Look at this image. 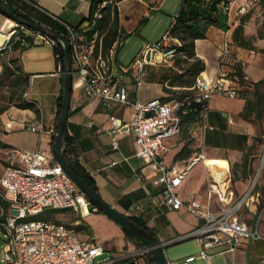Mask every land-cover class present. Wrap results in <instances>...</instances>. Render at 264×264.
Here are the masks:
<instances>
[{
  "label": "built area",
  "instance_id": "1",
  "mask_svg": "<svg viewBox=\"0 0 264 264\" xmlns=\"http://www.w3.org/2000/svg\"><path fill=\"white\" fill-rule=\"evenodd\" d=\"M255 1L239 3L237 0H219L217 5L226 13L236 5V14L242 15ZM115 2L97 1L86 20L77 26L64 22V37L71 58L72 88L81 89L87 97L107 107L115 103L119 109H127L125 119L114 115L109 118L107 134L111 145L116 148L120 136L132 134L134 155L141 161V165L133 172L134 178L139 181L145 177L151 178L152 184L159 188V206L167 209L183 207L199 220L193 229L173 239L194 237L197 240L199 250L186 256L185 261H208L213 255L233 254L243 239L264 244V233L259 230L264 205H261L259 191L254 188L258 173L236 195L231 187L228 167L223 168L219 180L210 172L207 199L215 196L219 203L218 208L212 210L192 196L182 199L177 193V187L191 167L204 159L202 151L183 164H166L162 159V154L171 147L168 140L180 135L182 118L189 113L192 105L199 106L198 117L204 128L208 102L214 95H239L241 84L236 70L225 74L220 68L224 62L233 61L229 41H225L220 50L219 74L209 78L204 77L202 71L199 72L189 87L191 95L179 98L169 94L168 100L154 98L147 102L129 100L125 79H132L138 89L142 83L143 67L147 64L171 63L181 53L183 42L170 33L169 27L158 40L146 42L131 65H117L115 55L123 39L118 37L105 49L102 24L104 9L107 6L113 9ZM38 42L63 48L60 39L25 25L10 24L5 31L0 30V58L5 53ZM237 65L243 72L245 61L238 59ZM61 67L57 65L53 73H59ZM242 77L247 79L245 74ZM27 95L28 91L25 90L22 96L26 100ZM29 128L53 132L51 128L46 129L41 121L29 125ZM11 154V162L4 166L0 174V227L4 235L0 264H141L140 257L150 252L146 246L117 257L109 255L101 258L106 250L98 237L90 235L81 238L71 224L48 218H32L46 209H71L81 216L97 209L58 161L45 163L48 155L44 150L12 149ZM15 160L17 163H14ZM245 212L256 216L254 226L243 217ZM212 249L214 253L211 254L209 250Z\"/></svg>",
  "mask_w": 264,
  "mask_h": 264
},
{
  "label": "crops",
  "instance_id": "2",
  "mask_svg": "<svg viewBox=\"0 0 264 264\" xmlns=\"http://www.w3.org/2000/svg\"><path fill=\"white\" fill-rule=\"evenodd\" d=\"M1 1L17 15L20 14V17L65 35L66 27L64 22L77 26L85 21L90 13L93 0ZM244 1L246 0H237L239 3ZM217 3L218 0H116L115 5H113L118 18V37H123L122 34L138 33L141 38L140 50L146 42H153L148 37L147 29L149 26L157 27L162 36L169 27L173 26L181 9L184 16H191L201 9L211 13L213 16L218 13L226 15V21L223 22L224 27L210 24L205 29L203 37L194 40L195 55L204 61L205 68L202 71V75L209 78L217 76L220 68L225 74L233 72L236 68L237 60H243L245 61L243 73L247 76V81L240 87L241 94L238 96L229 97L223 94H216L209 100L206 126L204 128L201 126L200 131V151L204 155L205 163L203 160L196 162L189 170L188 175L182 180V183L177 187V193L182 199L192 196L202 204L208 205L212 210L217 209L219 203L215 196L210 200L207 199L209 173L212 171L211 167L206 164V158L209 160L224 158L227 161L228 169L230 163H242V157L246 152L247 146L255 141L254 137L257 134L255 123L240 116L245 105L243 93L251 91L252 84L264 77V38H259L256 35L258 26L256 21L258 15L262 14V10L259 11L258 9L260 5L264 4H261L260 0H256L245 14L237 15L235 12L236 5L233 6L229 13H226L218 7ZM7 18V23H16L9 17ZM241 21L243 34L245 37H251L252 46L239 45L232 39L233 29ZM254 36H256L255 39L252 38ZM225 41L230 43L233 61L224 62L219 68L218 58ZM21 51L15 50L5 53L0 58L2 66L0 72L6 69H13L14 64L11 59L17 58L20 72L16 71L14 74L27 77V86L24 91H28V100L22 96V101L31 102L33 106L20 107L11 105L0 112V156L6 162L5 165H7L11 162L12 149L28 151L41 149L48 155L45 163L52 164L57 161L54 154L53 141L60 110L59 102L62 97V69L59 73L50 76L53 80L51 95H49L47 100L42 99L41 102L38 98L31 96L28 79L32 76L43 77L44 73L26 74L20 60ZM10 62L11 66L9 65ZM160 65L168 67L173 72V75H168L163 80H161L163 73L157 76L156 79L145 80L142 78L139 88L146 82L147 87L152 90L150 95L146 94L142 99L138 97L139 88H136L134 81L125 79L129 100L137 99L140 102H147L154 98L164 99L170 94L166 89L177 91L186 87L176 82H171L173 76L181 72V67L172 62L169 64H147L143 67V70L146 66L158 67ZM56 70L57 64L54 71ZM127 112V109L123 111L115 103L107 107L101 102L87 97L81 89L72 88L66 124L67 146L71 149V155L75 156L83 171L91 177L95 190L105 202L127 217L141 221L143 226L160 241L169 243V241L197 226L199 220L183 207L167 209L164 206H159L157 204L159 188L152 184L151 178L145 177L141 181L134 178L133 172L141 165V161L134 155L135 143L132 134L120 136L116 148L111 145L110 136L107 134L109 118L114 115L122 116L125 119V113ZM39 121L46 129H53V132H39L29 128V125L36 124ZM176 139L177 137L168 140L171 146L170 149L175 146ZM167 152L162 154V159L166 164H168L166 162L168 156L164 158V154ZM175 155L176 152L171 159V163L183 164L190 158L175 159ZM14 163H17V161L15 160ZM251 164V159L248 156L247 171L245 173L249 176L254 171ZM197 165L201 167L192 173ZM4 166H2V169ZM220 168L223 169L222 167ZM52 210L54 211L48 219L75 226L81 238L93 235L92 232L86 233L78 227L79 221L76 218V211L71 209ZM91 212L86 216H81L79 213V218L84 220L89 216L97 222L101 220L113 227L115 226L105 215L95 216ZM246 213H244L243 217L251 223ZM54 216L55 218L58 217V219L53 218ZM122 234L124 236L123 240H125L124 248L121 250H119L120 248H114L115 251H118V256L127 252L129 244L134 245L135 249L143 247L136 243L134 237L126 235L123 229ZM103 246L105 250L109 249L104 244ZM241 246L242 244L232 254L234 258L238 249L241 251L245 250ZM251 246L247 256V264H264L261 261L264 260V244L253 241ZM209 253H214V250H209ZM184 258L182 259L183 262L187 263ZM210 258L208 261L203 259L205 264H211ZM141 261V264H152L146 261L145 256ZM166 261L167 264H177V261Z\"/></svg>",
  "mask_w": 264,
  "mask_h": 264
},
{
  "label": "rangeland",
  "instance_id": "3",
  "mask_svg": "<svg viewBox=\"0 0 264 264\" xmlns=\"http://www.w3.org/2000/svg\"><path fill=\"white\" fill-rule=\"evenodd\" d=\"M259 11L262 10V14L258 15L256 23L258 24L256 28V35L258 31L261 29L262 20H264V5H260ZM8 22V18L0 12V30L5 31L7 26L10 25ZM148 37L150 40H157L161 33H159V29L156 27L149 26ZM122 39L124 41L123 45L119 47L116 51L115 61L117 65L120 66H129L133 63V61L137 58L140 52L141 38L138 33H129L122 34ZM251 38V37H250ZM253 39L256 36L252 37ZM184 57L175 56L173 58L172 63L179 66L184 67L190 61L185 62ZM20 60L22 66L25 70L26 74L41 72L44 73L43 77L41 76H32L28 79V83L30 85L31 96L38 98L41 102L43 100H47L49 95H51V87L53 80L50 76H53L54 73H51L56 68L55 58H54V50L52 45L38 42L31 46L25 47L20 53ZM50 72V73H49ZM145 80L148 79H156L157 76L163 73V80L168 75H173V72L166 66L160 65L156 66H146L143 70ZM144 80V81H145ZM174 80V79H173ZM27 86V83L23 81L17 74H10L8 70H2L0 72V111L6 110L11 105H18V103L22 102V93ZM180 90L176 91L174 96L177 97ZM152 90L147 87L146 82H144L138 91L139 99H142L144 95L151 94ZM257 127V134L254 137L255 141L247 146L246 152L251 159L252 170L254 168L253 173L249 176L247 173H244V169L242 163H230L229 169L231 174V187L234 190V193L238 195L243 188L250 182V179L258 172V167L260 165L262 151H264V121H253ZM201 131V122L196 121L190 123L187 126H183L180 132V135L177 137L175 141V146L172 147L165 156H168L166 162L168 164L171 163V159L176 152L175 159L177 158H188L194 155L196 152H200V137ZM214 164L218 167L225 168L227 167V161L224 158H217L215 160H209L206 158V164ZM6 162L0 156V173L2 166H4ZM201 166H196L193 169L194 173ZM247 171V168H246ZM203 172V170H202ZM251 172V171H250ZM257 186L261 190L262 198H260L261 205H264V164L261 165V170L259 171V175L257 178ZM54 210L46 209L44 212L32 217L34 219H42L48 218L51 216ZM93 215H105L101 211H92ZM77 220L79 221L78 227L82 229L86 233H93L94 236L98 237L99 240L109 249L104 252L101 258L108 257L109 255L118 256V251H115L114 248H120L119 250L124 248V236H122V229L120 226L114 222L111 218L105 215L107 219H110L112 223H114V227L111 226L107 222H103L99 220L95 221L91 217H86L84 220L79 218V212H77ZM247 217H249L252 226H254L256 216L251 213H246ZM55 218V216L53 217ZM58 219V217H56ZM55 218V219H56ZM117 227V228H115ZM259 229L262 233H264V210L261 211ZM4 239L3 230L0 227V257L2 254V240ZM175 239V238H174ZM253 241L250 239L242 240V248L244 251L237 250L235 258L232 256V253L213 255L210 258L211 264H247V256L250 252L251 245ZM221 248V247H219ZM135 250V246L129 244L128 252H132ZM199 250L198 242L194 237L184 238L181 240H173L171 243H168L164 246V256L168 261H177V264H205L203 259H195L190 262H183V258L190 254H195ZM144 256H141L139 262H142L141 259ZM257 261V260H256ZM264 263V260H261Z\"/></svg>",
  "mask_w": 264,
  "mask_h": 264
},
{
  "label": "trees",
  "instance_id": "4",
  "mask_svg": "<svg viewBox=\"0 0 264 264\" xmlns=\"http://www.w3.org/2000/svg\"><path fill=\"white\" fill-rule=\"evenodd\" d=\"M97 1L99 0L92 1L90 11L93 9L94 4ZM260 2L261 4H264V0H260ZM18 15L21 16L20 14ZM225 21H226L225 14L218 13L213 16L211 13L206 12L204 9H201L199 12L192 14L191 16H186V15L184 16V14L182 15V9L177 14V20L175 21L173 26L170 28V33L173 36L180 38L183 42L182 47L180 48L181 53L178 54L177 56L184 57L183 60L185 62L190 61L186 66L180 68L181 72L179 74L174 75L173 78L171 79V82H176L179 85L186 86L179 91V94L177 95V97L182 98V97L189 96L192 94V91L189 90V87L193 83L195 76L199 72L203 71L205 68L204 61L195 55L194 40L196 38L203 37L205 29L210 24H215V25L224 27L223 22ZM102 24H103V30L105 31L104 48L108 49V47L113 43V41L117 39L119 36L118 18H117L116 9L114 7L113 9H111L110 6H107L104 9V17H103ZM257 36L259 38H264V20H262V26H261V29L258 31ZM232 39L239 45L246 46V47L252 46L251 38L245 37V35L243 34L242 21L233 29ZM23 49L24 48H21L20 50H23ZM53 50H54L55 63L57 65L59 64L62 65L63 48L58 46V47H53ZM11 61L14 64V68L6 69V70H8L10 74H14L16 73V71L20 72V65L17 63V58H12ZM235 70H236V73L238 74L240 84L241 86H243L247 81V80H244L242 77V75H244L245 73H243L238 68L237 63H236ZM18 77H20L23 81L27 83V77H22V76H18ZM166 90L170 94H173V95L176 94V91L174 90H171V89H166ZM239 94H241L240 89H239ZM243 97H245V105L243 107V110L240 113V116L252 122L253 121L260 122L261 120L264 121V77H262L259 81L254 82L252 84V90L249 92H244ZM169 98L170 96L168 95V97H165L163 100H168ZM17 106L31 107L33 105L31 102L22 101L18 103ZM60 106H61V101L59 102V107ZM198 107H199L198 105L197 106L192 105V108L190 109L189 113L186 114L182 118V127L187 126L190 123L199 121ZM3 110H1L0 112H2ZM67 141H68V138L65 134V137L63 140V149H64L65 161L68 167L74 172H76L78 175H80L89 186L95 189V185L91 177H89L83 171V169L79 165L75 156L71 155L72 152H71V149H69L67 146L68 145ZM247 158H248V153L245 152L242 157V166L244 169V173L246 171ZM254 188L257 191H259L260 198H262L261 190L257 186V181L254 185ZM130 218L136 223H138L139 225L143 226L141 221L137 220L136 218H132V217ZM248 220H251V219H248ZM126 235L130 236L128 233H126ZM134 240L136 241L138 245L144 246V244L140 242L138 239L134 238ZM144 256L147 262H151L152 264H154V260H153L151 252L146 253Z\"/></svg>",
  "mask_w": 264,
  "mask_h": 264
},
{
  "label": "water",
  "instance_id": "5",
  "mask_svg": "<svg viewBox=\"0 0 264 264\" xmlns=\"http://www.w3.org/2000/svg\"><path fill=\"white\" fill-rule=\"evenodd\" d=\"M0 12L5 16L9 17L18 24L25 25L27 27L33 28L35 30L46 33L52 37L60 39L63 42V63H62V97L61 106L58 114L57 128L54 134L53 148L54 154L61 165V167L66 171V173L71 177L73 182L77 185L80 191L85 195V197L90 201V203L96 207L97 210L103 212L114 222H116L126 233L130 236L138 239L146 247L149 248L154 264H167L164 256V246L168 243L160 241L152 232L143 226L139 225L126 215L120 213L111 207L107 202H105L99 193L89 186L86 181L78 175L76 172L71 170L64 156L63 140L66 134V124L68 118L69 102L72 90V75H71V58L66 43V39L63 34L41 25L36 22L29 21L25 18L20 17L15 12H13L9 7H7L0 0Z\"/></svg>",
  "mask_w": 264,
  "mask_h": 264
},
{
  "label": "bare ground",
  "instance_id": "6",
  "mask_svg": "<svg viewBox=\"0 0 264 264\" xmlns=\"http://www.w3.org/2000/svg\"><path fill=\"white\" fill-rule=\"evenodd\" d=\"M204 75H205V72H204ZM203 162L205 163V160ZM262 164H264V151H262L260 165L258 167V172H257L258 175H259V171L261 170V165ZM208 166L211 167V171H212L213 175L215 176V178H217L219 180L222 177L223 169H221L220 167H218L217 165H214L212 163L208 164Z\"/></svg>",
  "mask_w": 264,
  "mask_h": 264
}]
</instances>
